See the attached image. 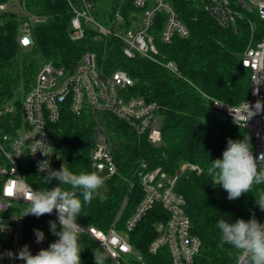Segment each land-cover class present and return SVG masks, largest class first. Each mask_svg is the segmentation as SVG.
I'll return each mask as SVG.
<instances>
[{
    "label": "trees",
    "instance_id": "16d2710c",
    "mask_svg": "<svg viewBox=\"0 0 264 264\" xmlns=\"http://www.w3.org/2000/svg\"><path fill=\"white\" fill-rule=\"evenodd\" d=\"M3 1L6 0H0ZM93 1L97 9L103 6V14L98 9L97 16L102 15L105 23L119 6L125 17L135 10L133 0ZM171 2L188 25L190 36H175L171 43L162 42L159 31L163 27V14L157 15L152 31L156 34L158 58L173 60L179 74L146 57L127 58L122 52V41L115 36L100 39L95 30L86 29L84 38L70 39L72 11L67 0H26L28 10L47 17L46 22L33 26L34 42L30 47L19 44L17 16L10 12L0 13V106L18 90L27 92L32 87L40 69L35 59L37 54L44 62L73 68L84 52L94 51L104 71H127L134 79V84L128 88L130 95L143 96L160 105L163 142L155 146L146 138H139L125 122L106 114L108 132L118 144L114 153L118 173L105 181L103 191L100 189L107 199L101 203L94 198L91 203L84 204L83 214L77 221L103 230L112 226L124 230L143 196L136 176L142 159L148 161L151 168L162 166L170 174L182 163L193 162L201 167V172L181 174L176 189L185 196L192 231L202 240L194 264H238L241 255L221 241L216 225L220 219L247 221L253 214L261 223L264 211L257 206L255 197L264 193V185H254L251 192L229 201L227 192L213 182L207 168L211 161L222 158L229 138L243 140L248 136L254 146L250 133L213 104L214 100H220L237 105L249 97L250 70L243 66L241 55L249 43L250 30L245 23L237 30L220 25L200 0ZM16 105L19 107V100ZM16 118L19 120V115ZM49 130L54 145L55 170L64 163L76 174L92 171L90 152L94 145L95 123L90 111L75 115L66 108L57 122L50 123ZM27 178L35 190L51 189L58 184L55 179L45 184L43 176L34 172ZM165 218L167 212L157 204L129 232L131 244L142 255L134 264H172L167 247L163 246L156 253L150 251L156 236L155 223ZM25 220L28 229H40L48 236V246L58 239L48 223L55 221L53 218L27 215ZM81 243L84 249L81 264H94L92 249L104 250L87 234H82ZM105 264H112L108 255Z\"/></svg>",
    "mask_w": 264,
    "mask_h": 264
},
{
    "label": "built area",
    "instance_id": "2783aa9c",
    "mask_svg": "<svg viewBox=\"0 0 264 264\" xmlns=\"http://www.w3.org/2000/svg\"><path fill=\"white\" fill-rule=\"evenodd\" d=\"M67 1L72 11L70 39L84 38L86 29L95 30L100 39L115 36L122 41V52L127 58L146 57L179 74L173 60L158 58L156 34L152 31L157 15L163 14V27L159 31L162 42L171 43L175 36H190L188 25L181 20L171 0H133L134 11L125 17L119 6L112 17H108L107 23L98 18V9L93 0ZM200 2L220 25L236 30L244 23L249 27L250 40L241 55L243 66L250 70L249 97L237 105L220 100H214L213 104L250 133L254 141L253 154L259 157L264 153V110L247 121L245 117L248 106L255 111L258 101L264 105V0ZM2 12L17 16L18 40L22 47L33 44V26L47 20L45 15L28 10L26 0L0 2ZM133 84L134 79L127 71L118 69L108 73L98 63L97 54L86 51L73 68L45 61L32 87L22 93L19 107L11 104L10 99L0 106V264H24V261L14 257L25 245L33 255L48 247V236L44 233V240L36 243L34 230L27 228L25 216L22 215L29 206L27 197L35 190L27 175L34 172L46 176L47 172H40L37 167L42 160L50 161L51 169L55 170L49 125L60 119L64 109L68 108L75 115L85 111L93 114L95 130L90 152L91 172L96 171L107 179L118 173L114 159L118 144L108 132L106 114L125 122L139 138L144 137L155 146L162 144V128L158 119L162 116L160 105L143 96L130 95L128 88ZM98 112L102 113V120ZM18 115L19 120L16 118ZM38 140L53 147L51 156L45 157L36 151L40 147L36 143ZM199 172L201 167L193 162L182 163L174 174H170L162 166L151 168L149 162L142 159L136 176L143 196L125 229L118 230L112 226L103 230L77 221L83 228L81 235L92 237L110 257L112 264H134L141 260L142 255L131 244L129 232L158 204L167 212V218L155 223L156 236L150 244V251L156 253L165 246L172 264H194L202 240L192 231L186 198L177 191L176 184L181 174ZM47 216L59 223L55 210ZM261 224H264V217ZM238 264H248V260L241 257Z\"/></svg>",
    "mask_w": 264,
    "mask_h": 264
},
{
    "label": "clouds",
    "instance_id": "9594fccd",
    "mask_svg": "<svg viewBox=\"0 0 264 264\" xmlns=\"http://www.w3.org/2000/svg\"><path fill=\"white\" fill-rule=\"evenodd\" d=\"M261 110H264V105L259 101L255 105V111L248 106L246 121ZM36 143L40 145L36 151H40L45 157L52 155V146L43 140ZM37 167L40 172H47L43 177L45 184L51 183L53 179L58 184L51 189L32 190L27 197L29 206L22 216L39 218L50 215L55 210L60 230H57L56 221L48 223L50 231L58 239L35 255L25 245L14 258L24 261V264H81V252L84 250L81 243L83 228L77 223V219L83 214L84 204L91 203L94 198H98L101 203L107 199L100 191L107 177L96 171L76 174L64 163L59 170H52L48 160L39 161ZM207 173L215 184L227 192L229 201L236 200L251 192L254 185H264V153L259 157L253 154L248 136L243 140L229 138L222 158L211 161ZM255 200L260 210L264 211V193H260ZM216 227L221 241L234 248L242 258H246L248 264H264V224L254 214L247 221L241 218H237L235 222L220 219ZM34 233L36 243H41L44 240L43 231L34 229ZM92 252L94 264H105V251L92 249Z\"/></svg>",
    "mask_w": 264,
    "mask_h": 264
},
{
    "label": "rangeland",
    "instance_id": "374dc122",
    "mask_svg": "<svg viewBox=\"0 0 264 264\" xmlns=\"http://www.w3.org/2000/svg\"><path fill=\"white\" fill-rule=\"evenodd\" d=\"M99 12L101 13V14H103V6H99ZM102 15L100 16V17H98L100 20H101V22H103V23H105V19L102 17ZM17 22H19L18 21V19H17ZM35 59H36V61H37V63H38V66L41 68L42 66H43V64H44V60L41 58V56L40 55H35ZM22 93H24V92H22V90H18L17 92H16V94H15V96H13L11 99H10V103L11 104H16V102L19 100L20 101V98H21V95H22ZM98 116L101 118V120H102V113L101 112H98ZM158 119H159V122H160V124H162V120H163V118H162V116H159L158 117ZM102 190V189H101ZM103 191V190H102ZM241 259V258H240ZM240 261V260H239Z\"/></svg>",
    "mask_w": 264,
    "mask_h": 264
}]
</instances>
